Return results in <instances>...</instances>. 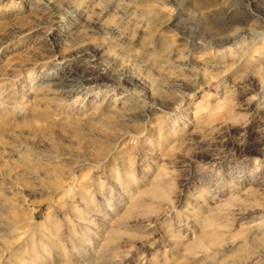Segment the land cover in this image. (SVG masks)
<instances>
[{"label": "rangeland", "instance_id": "rangeland-1", "mask_svg": "<svg viewBox=\"0 0 264 264\" xmlns=\"http://www.w3.org/2000/svg\"><path fill=\"white\" fill-rule=\"evenodd\" d=\"M0 264H264V0H0Z\"/></svg>", "mask_w": 264, "mask_h": 264}, {"label": "bare ground", "instance_id": "bare-ground-1", "mask_svg": "<svg viewBox=\"0 0 264 264\" xmlns=\"http://www.w3.org/2000/svg\"><path fill=\"white\" fill-rule=\"evenodd\" d=\"M125 84V83H124ZM129 86V85H128ZM137 86V85H136Z\"/></svg>", "mask_w": 264, "mask_h": 264}]
</instances>
